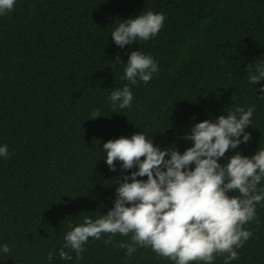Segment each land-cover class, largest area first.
<instances>
[{"label": "trees", "instance_id": "obj_1", "mask_svg": "<svg viewBox=\"0 0 264 264\" xmlns=\"http://www.w3.org/2000/svg\"><path fill=\"white\" fill-rule=\"evenodd\" d=\"M148 10L165 15L158 34L119 48L110 33ZM137 49L159 71L131 85L124 67ZM258 63L264 0H16L0 16V145L10 153L0 158V244L11 250L0 252V264H174L150 247L127 256L119 244L131 233L90 237L79 259L64 249L72 260H63L59 251L69 225L112 207L126 172L105 163L106 141L143 132L182 153L194 123L254 106L250 140L225 155L264 148V96H257L264 81L251 85L247 70ZM126 84L132 104L114 108L108 97ZM242 227L252 235L230 264H264V201ZM224 255L213 264H224Z\"/></svg>", "mask_w": 264, "mask_h": 264}, {"label": "clouds", "instance_id": "obj_2", "mask_svg": "<svg viewBox=\"0 0 264 264\" xmlns=\"http://www.w3.org/2000/svg\"><path fill=\"white\" fill-rule=\"evenodd\" d=\"M15 4L16 0H0V16L10 13ZM120 21L110 34L123 49L137 40L154 38L164 26L165 15L148 10ZM115 60L120 61L119 55ZM247 70L252 73L251 85L264 81V63L249 64ZM158 71L154 58L137 49L128 55L123 78L131 85L138 80L147 83ZM259 93L257 96H264V83H260ZM108 99L114 108L125 109L131 106L133 94L126 84L112 91ZM253 112L254 106L247 110L237 107L194 123L185 135L192 144L182 153L174 147L161 149L143 132L103 143V158L109 169L116 171L119 163L126 174L118 180L112 207L105 214L69 225L60 258L72 260L70 252L64 250L70 249L79 259L90 237L100 240L102 234L131 233L130 242L119 244L127 256L138 247H150L174 264H213L216 255L225 253L224 264L237 259L236 249L252 235L242 226L255 218L256 205L264 201V187H257L264 178V148L252 156L239 150L231 156L225 154L250 140L245 129L251 125ZM99 116L92 113L93 118ZM9 155L8 146L0 145V158ZM234 192L239 195L229 194ZM104 242L110 243L111 237ZM10 251L7 243L0 244V252ZM52 256L49 252L48 259Z\"/></svg>", "mask_w": 264, "mask_h": 264}]
</instances>
